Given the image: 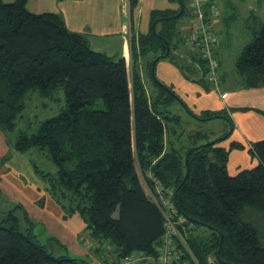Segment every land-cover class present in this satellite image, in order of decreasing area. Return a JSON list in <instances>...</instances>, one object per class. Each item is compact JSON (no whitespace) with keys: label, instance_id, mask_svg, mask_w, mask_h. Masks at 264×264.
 Segmentation results:
<instances>
[{"label":"trees","instance_id":"16d2710c","mask_svg":"<svg viewBox=\"0 0 264 264\" xmlns=\"http://www.w3.org/2000/svg\"><path fill=\"white\" fill-rule=\"evenodd\" d=\"M140 1L128 0L131 30ZM170 1L178 7L153 9L148 32L132 33L128 56H110L94 51L87 36L70 30L62 15L31 12L28 0H0V131H14L30 90L49 95L63 87L65 109L41 122L37 131L20 132L13 147L48 152L57 173L36 167L37 173L65 217H82L85 230L101 244L95 250L104 251L106 243L120 261L134 252L157 257L167 231L169 198L183 264H264L259 233L243 219L245 207L264 212V139L248 149L257 164L232 175L231 152L246 146L236 140L221 145L235 130L229 112L205 109L195 114L201 120L223 118L231 125L218 138L203 131L184 134L182 117L170 106L180 101L189 107L172 86L158 80L157 62L171 61L207 92L219 84L206 80L207 61L196 51L186 48L189 60L177 53L185 43L180 22L188 3ZM249 20L252 39L235 63L238 85L264 88V21L252 12ZM213 51L217 60L218 49ZM149 53L153 90L141 73V59ZM181 59L200 67L190 66L189 74ZM218 68L220 79H226L221 62ZM256 111L264 116V110ZM5 217L0 223V264L86 263L55 238L66 251L56 255L31 229H22L14 210ZM181 217L184 224H178Z\"/></svg>","mask_w":264,"mask_h":264},{"label":"rangeland","instance_id":"374dc122","mask_svg":"<svg viewBox=\"0 0 264 264\" xmlns=\"http://www.w3.org/2000/svg\"><path fill=\"white\" fill-rule=\"evenodd\" d=\"M5 1V0H4ZM13 1V0H11ZM6 1V2H11ZM164 0H158L160 3ZM217 8L218 14L215 19V23L213 25L214 30L217 34H219L221 38V44L215 46L218 49V55L216 56L218 62H221V71L226 74V79L221 78L218 81L219 87H214L211 91H215L217 94L225 93L222 97H226V91H236L244 90L246 91V98H243L238 104L232 106H225L223 108H213L210 110H222L230 113L231 118L234 116V108L233 107H247L249 110L247 111H255L256 110H264V95H258L259 97L253 96V89H246L243 87H239V74L236 71L235 63L236 59L245 47V45L252 39L251 30L249 27V17L251 12L255 15L261 16V19L264 21V0H212ZM119 3H123L124 11L126 10L128 13V4L127 0H119ZM188 7L187 13L183 16L180 22V28L182 31V36L184 35V45L181 48H178L176 51L184 59L189 60L187 56L186 48V37L191 33L192 26V18H193V10L189 6L190 1L187 0ZM162 4V3H160ZM157 8V5L155 7ZM163 7H159L161 9ZM126 13V14H127ZM150 18L143 17V26L149 27L151 25ZM125 22H129V18H125ZM173 43V41H172ZM173 46V45H172ZM174 47V46H173ZM214 47V49H215ZM175 52V51H174ZM153 54L149 53L144 56L142 61V72L144 75V80L146 86L149 90H153L154 83L150 73L152 67L149 66L150 60L152 61ZM161 59L160 61L164 60ZM184 59H181V63L185 66L184 69L190 74L192 71L189 70L190 66L193 68H199L200 65L198 63L194 64L192 62H187ZM221 60V61H220ZM140 61V62H141ZM158 63V62H157ZM220 69V68H219ZM161 73L160 65L156 64L155 73L158 80H160L165 85L172 86L167 80L168 77L165 78L160 77L159 73ZM209 72V71H208ZM221 77V74H220ZM209 79V73H206V80ZM209 81V80H208ZM213 86L217 84L215 82L210 81ZM221 85V86H220ZM173 87V86H172ZM234 87V88H233ZM174 88V87H173ZM259 89H262L260 87ZM264 89V88H263ZM175 90V89H174ZM255 91V90H254ZM219 92V93H218ZM261 92V91H259ZM258 93V92H257ZM263 96V97H261ZM183 98V97H182ZM189 108H186L182 102L173 101L170 109L173 113L179 114L182 117V126L184 128V134L187 136L189 133H193L194 131H203L210 132L211 138H218L226 131H230L231 125L223 118H212L208 120H201L195 114H200L202 111L197 112L190 104H188L187 100L183 98ZM66 107V94L63 87H58L53 91V93L49 95H43L39 89L30 90L24 99V106L18 113L15 119V128L12 133L6 135L0 131V177H11V180H7L5 187L3 188L2 197L0 198V223H2L3 219L6 218V212L10 210H14L15 214L20 219V225L24 231H28L31 229L33 234L38 238L42 243L48 244L56 255L65 253L66 251L62 250V248L57 243L59 234H63V227L66 228L65 221H62L61 216H59V212L54 210L52 212V207L57 206V204L48 205L46 209L41 207L40 201L45 199L44 197H52L46 190L48 183L45 182L41 176L37 173L36 167L44 172H50L52 174H56L58 171V167L53 162L51 157L49 156L47 151H40L37 148H30L28 151L20 152L14 149V142L16 137L20 132L33 133L37 131L39 124L49 118L55 117L60 114ZM193 113L190 112V110ZM205 110V108H204ZM245 111V110H244ZM258 113V112H257ZM234 123L235 120L233 119ZM238 127L240 134L247 140L246 133H244L243 129L237 124L235 128ZM232 132L231 138L229 140L241 141V136ZM234 134V135H233ZM233 137V138H232ZM11 142H10V141ZM228 140L221 141V145L228 147ZM255 141H252V143ZM251 143V144H252ZM248 150V149H246ZM235 152H231L230 156V170L233 172V168L231 167L232 158ZM252 160L248 164L245 162L236 163L235 169L248 168L252 167L255 163ZM244 163V164H243ZM5 176V177H4ZM25 186V187H22ZM44 190V193L40 196V200H36V195L38 191ZM36 191V192H35ZM46 192V194H45ZM38 202V203H37ZM45 203V202H44ZM165 203L168 208H171L170 199H166ZM22 204L25 208L24 210L20 207ZM43 204V202H42ZM46 204V203H45ZM44 204V205H45ZM17 206V207H16ZM19 206V207H18ZM16 207V211L15 208ZM59 207V206H58ZM60 209V208H59ZM30 218V221L26 218V214ZM49 214L51 215L48 218ZM57 214V216H56ZM80 219V218H79ZM244 221L250 222L255 226L259 233L260 241L264 245V212L255 210L251 207H245L243 212ZM68 229V228H67ZM70 230V229H68ZM82 237L79 239V243L88 254L80 256L72 253L75 256H79L83 258L86 263L85 264H112L114 261L119 264H127L128 262H124V258L120 261L118 260L113 252H111V248L106 243L104 244V251L95 250L99 245H101L98 241L94 240L89 231H86L85 228L81 234ZM56 238V239H55ZM59 240V239H58ZM61 241V240H60ZM62 242V241H61ZM63 243V242H62ZM64 244V243H63ZM67 247V246H66ZM184 253L183 249L180 248ZM179 250V249H178ZM69 252V253H71ZM181 252V253H182ZM182 253V255H184ZM110 257H113V261L111 262ZM153 262L152 259L145 258L142 262ZM177 263L183 264L181 258H177L175 260ZM174 261V262H175ZM146 264V263H142Z\"/></svg>","mask_w":264,"mask_h":264},{"label":"crops","instance_id":"0c3cea01","mask_svg":"<svg viewBox=\"0 0 264 264\" xmlns=\"http://www.w3.org/2000/svg\"><path fill=\"white\" fill-rule=\"evenodd\" d=\"M6 1L11 0H5V2ZM157 1L158 0L140 1L139 8L134 16L135 25L133 30H131L130 22H125V18H129V11L128 13L126 10L124 11L123 3H119V0H28L27 7L31 12L35 13L55 12L62 15L70 30L87 36L90 46L94 51L105 52L110 56H128L130 54V37L132 33L138 35L142 32H148L150 29L148 25H146V27L143 26L142 21L144 15L150 18L151 11L155 9L153 8L155 5H157L156 9H159V7H163L161 9H176L178 7L176 3H172L170 0L160 2L162 4ZM213 23H215V20ZM157 65H160L161 70V73L158 72L159 76L163 78L167 76V81L172 84L175 91L181 97L186 100L188 99V104L196 109L197 112L204 110V108L217 109L228 105L232 106L238 104L243 98H246L247 92L244 90H224V92L227 93L225 98H222V94L219 92V94L215 91L207 92L200 84L186 79L180 69L169 60L158 61ZM258 95H264L263 88L253 89V96L257 98L259 97ZM232 116H234L235 126L238 124L243 129L244 133H246L247 140L237 131L238 127L234 130L237 135L241 136L240 142L246 146V149H249L252 141L264 139V116L262 114L255 111H236ZM228 141L231 140L228 139ZM228 141H226V143H228ZM233 152H235L232 157L234 158L232 159V164H234L231 166L233 172L230 170V164L229 171L232 175H235L240 170L238 169L236 171V163L242 164V162H245L248 164L252 160L254 161V159H252L248 150H233ZM257 162L258 161L255 160L254 163L257 164ZM6 178L11 180V177H0V198L2 197L3 188L7 183ZM42 193H44V190L38 191L35 196L36 200L40 198L38 195H42ZM44 198L43 204L40 205L43 209H46L48 205L56 203L52 197L45 196ZM58 206L57 204V206L55 205V207H52V212L54 210L59 212V216L62 218L61 220L65 221L66 228L63 227V234L58 233L59 236L56 238L67 246L68 252L72 251L73 253L75 252L74 254L80 256L86 255L88 252L92 253L91 251H85L79 243L78 238H82L80 236L86 227V223L82 217L78 214L65 217L64 211ZM16 207L14 208L15 211ZM20 207L23 210L25 208L22 204H20ZM50 216L49 214L48 218H50ZM72 252L71 254L74 255Z\"/></svg>","mask_w":264,"mask_h":264},{"label":"built area","instance_id":"2783aa9c","mask_svg":"<svg viewBox=\"0 0 264 264\" xmlns=\"http://www.w3.org/2000/svg\"><path fill=\"white\" fill-rule=\"evenodd\" d=\"M189 6L193 10L191 33L186 37V46L196 51L207 61L209 68V80L218 86L220 79L218 62L214 58V47L219 43L220 37L211 28L218 14V8L212 0H189ZM209 19V20H208ZM166 205V203H165ZM175 212L171 205L170 211L166 212V234L163 237L162 246L157 257L146 256L143 253L134 252L124 258L127 264H174L177 258H182L175 236H179L177 226L172 222L171 216ZM185 218L181 217L178 224H184ZM185 227V226H184ZM179 249V250H178ZM182 252V253H181ZM145 258L152 259L153 262H142ZM212 261V259H211Z\"/></svg>","mask_w":264,"mask_h":264},{"label":"bare ground","instance_id":"6f19581e","mask_svg":"<svg viewBox=\"0 0 264 264\" xmlns=\"http://www.w3.org/2000/svg\"><path fill=\"white\" fill-rule=\"evenodd\" d=\"M214 32H216V31H214ZM168 208V207H167ZM167 211V210H166ZM177 222V221H176ZM166 228V227H165ZM165 235V234H164Z\"/></svg>","mask_w":264,"mask_h":264},{"label":"water","instance_id":"95a60500","mask_svg":"<svg viewBox=\"0 0 264 264\" xmlns=\"http://www.w3.org/2000/svg\"><path fill=\"white\" fill-rule=\"evenodd\" d=\"M168 52H169V49H168Z\"/></svg>","mask_w":264,"mask_h":264}]
</instances>
